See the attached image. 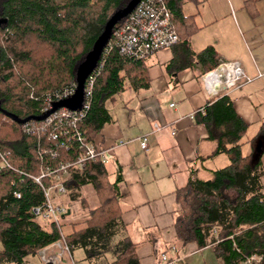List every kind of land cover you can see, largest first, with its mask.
<instances>
[{
    "label": "trees",
    "instance_id": "16d2710c",
    "mask_svg": "<svg viewBox=\"0 0 264 264\" xmlns=\"http://www.w3.org/2000/svg\"><path fill=\"white\" fill-rule=\"evenodd\" d=\"M128 1L0 0V108L19 120L40 116L41 102L28 96L62 94L75 83L77 68L102 33L103 24ZM164 3L178 41L174 46L177 52L162 67L167 80L172 82V76L190 67L187 63L191 59L201 67V75L213 72L220 63L211 49L196 54L187 50L184 39L194 30L182 23L181 0ZM185 25L190 30H183ZM143 62L112 52L100 54L91 76L88 109L77 125L88 143L97 145L98 133L110 122L103 107L106 102L125 89H147ZM231 99L220 95L192 116L213 144L212 156L223 155L228 164L210 172V179L202 182L191 178L178 189L174 199L180 208L173 216V244H193L200 250L209 246L219 264H264V194L258 183L261 152L252 161L250 154L241 157L240 141L247 126L234 113ZM29 127L30 122L20 126L0 113V151L6 152L13 170L0 169V264H26L28 258L60 239L53 224L38 223L32 216L30 209L44 199L35 183L24 176H37L40 168L71 160L75 152L55 148L58 156L52 160L48 153L55 142L47 140L51 130L28 132ZM258 133H264V123ZM83 167L82 171L69 172L64 188L66 204L79 202L88 216L70 224L64 223L66 216L59 218L65 243L71 251H82L87 261L109 256L110 264H138L134 257L137 247L119 221V177L115 175L108 183L99 160ZM43 183L48 186L51 182L47 178ZM85 187L93 194L91 208L80 195ZM14 193L19 198H13ZM58 203L67 209L63 201Z\"/></svg>",
    "mask_w": 264,
    "mask_h": 264
},
{
    "label": "crops",
    "instance_id": "0c3cea01",
    "mask_svg": "<svg viewBox=\"0 0 264 264\" xmlns=\"http://www.w3.org/2000/svg\"><path fill=\"white\" fill-rule=\"evenodd\" d=\"M181 2L182 23L194 30L184 39L188 51L196 54L209 48L220 65L234 63L249 78L256 71L262 76L237 90L209 89L202 80L207 73L201 75V67L191 59L187 63L190 67L172 76L171 82L162 67L177 52V42L145 59L148 87L135 93V100L122 107L124 115L107 112L110 122L95 140L105 153L103 167H111L106 180L109 183L115 175L119 177V221L128 240L137 247L134 257L138 264H219L209 246L200 250L193 244L174 245L172 224L180 208L174 199L178 189L191 178L204 182L211 178L210 172L228 164L223 155L212 156L213 144L203 127L192 119L220 95L232 98L237 118L252 130L248 139L240 141V155L261 152L258 160L262 175L258 183L264 194V133H258L259 125L264 123V0ZM187 25L183 30H190ZM153 124L159 128L157 132ZM141 138L145 140L144 151L138 145ZM245 147L249 152L243 156ZM75 251L65 253L47 246L26 264H51L43 263L41 256L51 259L52 264H75ZM78 261L94 264L82 255Z\"/></svg>",
    "mask_w": 264,
    "mask_h": 264
},
{
    "label": "built area",
    "instance_id": "2783aa9c",
    "mask_svg": "<svg viewBox=\"0 0 264 264\" xmlns=\"http://www.w3.org/2000/svg\"><path fill=\"white\" fill-rule=\"evenodd\" d=\"M139 1L127 14L128 16L124 21L116 28L113 27L111 29L112 31L108 35L101 54L112 52L128 60L145 61L148 57H153L159 50H168L178 42L176 31L170 22L171 15L166 8L164 0ZM91 76L84 83L83 103L80 105L78 111L73 112L67 109L55 110L47 119L45 118L37 123L39 124L38 126L33 125L35 122L29 121V128L31 129L28 128V132L31 130L36 132H43L46 129L51 130L52 133L49 134L47 140L55 142L54 149L48 153L52 160L58 156L56 149H61L64 152L70 150L75 152V156L71 160L63 163L59 162L54 167L44 166L40 168L41 170L37 176H24L35 183L44 199L41 205L33 206L30 209L32 216L38 223L43 224V222H49L56 227L60 239L51 247L65 253H70L71 250L65 243V239L61 233L59 218L64 217L69 211L63 204L58 203V201L67 196L64 183L68 178L69 172L73 170L82 171L85 163L99 160L103 166L105 162V153L102 148L88 143L82 134L79 133L77 127L80 120L85 116V110L88 109L89 98L93 87V79ZM261 76L262 74L256 71L254 77L249 78L234 63H228L218 64L214 71L208 75H204L202 80L209 89L218 87L226 91L229 89L237 90L243 85H250ZM76 88L75 83H71L62 94L53 92L50 95L44 94L38 97L30 94L28 97L34 102H41L42 105L39 110V115H43L51 110V106L54 103L70 98L74 91H76ZM152 127L155 132L159 129L155 124ZM144 143L145 140L141 138L140 143H138L141 151L145 150ZM73 144L76 147L75 149H73ZM43 152L45 153V151ZM7 158L6 152L0 151V169L4 168L13 171L7 163ZM47 178L51 182L48 186L43 183V180ZM13 198H19V195L14 193ZM40 260L43 263L52 264L51 259H46L41 256Z\"/></svg>",
    "mask_w": 264,
    "mask_h": 264
},
{
    "label": "water",
    "instance_id": "95a60500",
    "mask_svg": "<svg viewBox=\"0 0 264 264\" xmlns=\"http://www.w3.org/2000/svg\"><path fill=\"white\" fill-rule=\"evenodd\" d=\"M129 3L123 8L117 10L114 14L109 17L107 21L103 24L102 33L95 38L93 42V47L90 49V52L86 55V59L83 63L79 65L77 68V77H75V85L77 86L76 91H74L73 95L65 99V101L56 102L51 106V110L48 113H44L43 115H40L38 117L29 116L25 118V120H19L18 117L14 115H9L5 113L0 108V113L4 115L9 120L13 121L16 124L25 125V123L32 121L39 123L43 119H47L50 115H52V112L55 110L60 109H67L73 112H76L79 110L80 105L83 103V90H84V83L88 79V77L91 76L93 73V69L96 66V63L99 60V56L101 54L102 49H104L105 42L108 38V35H110L111 29L117 24L118 21L125 19L128 15V13L131 11L133 7H135L140 1L139 0H129ZM1 107V106H0ZM260 152V151H259ZM258 152V153H259ZM257 151H253V153H250V160H254L255 157L258 155ZM70 214L68 212L65 216L67 217Z\"/></svg>",
    "mask_w": 264,
    "mask_h": 264
},
{
    "label": "rangeland",
    "instance_id": "374dc122",
    "mask_svg": "<svg viewBox=\"0 0 264 264\" xmlns=\"http://www.w3.org/2000/svg\"><path fill=\"white\" fill-rule=\"evenodd\" d=\"M144 68H146L147 66V63L146 64H143ZM140 90H136V91H132L131 89H125L123 90L122 92H120L118 95H116L114 97V103H109V102H106V104H104V110L108 113H110L111 115L112 114H118V115H124L123 111H121L122 107L125 105V104H128L130 103V101H134L135 100V93H138ZM133 103V102H132ZM122 117H120V121H121ZM250 128V127H248ZM252 130L250 129H246L245 131V136L244 138L241 140V143L244 142V140L248 139L251 135H252ZM249 152V148L248 147H245V149L242 151V155L244 156L246 153ZM105 167V170L108 175L109 171L111 172V167L109 165H106L104 166ZM106 175V176H107ZM108 180V178H107ZM80 195H81V198H85V201H86V204L88 205V207L91 208V206L93 205L92 203V200H94L93 198V194L92 192L90 191L89 188L85 187L81 190L80 192ZM61 201H63L65 204H66V201H68V198L67 197H64ZM67 205V209L68 211L70 212V214L65 217V220H64V223H67V224H70V222H82L84 221L85 218H87L88 216V210L83 208L81 209L79 207V202H74V203H69L66 204ZM82 255L83 256V252L82 251H78L76 250L73 254H72V259H73V262L75 264H80L79 261H78V256ZM105 258H102L99 260H96V263L95 261H92V263L94 264H109L111 262V258L108 256H105ZM30 258H28L27 260H29ZM26 260V261H27Z\"/></svg>",
    "mask_w": 264,
    "mask_h": 264
}]
</instances>
